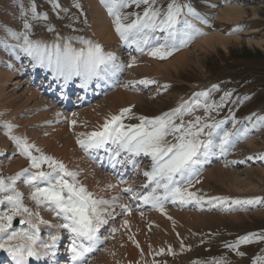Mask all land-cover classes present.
<instances>
[{
  "label": "rangeland",
  "instance_id": "rangeland-1",
  "mask_svg": "<svg viewBox=\"0 0 264 264\" xmlns=\"http://www.w3.org/2000/svg\"><path fill=\"white\" fill-rule=\"evenodd\" d=\"M170 2L171 0H156L155 7L164 10ZM176 2L187 5L182 9L180 19L194 26L188 30L192 33V38L183 46L180 45L178 38L176 50L161 60L149 56L147 52L136 55L134 46L122 44L114 31L112 18L101 0H0V72L10 73L13 69H23L24 73L20 81L8 77L3 85L0 83V154H4L0 158V176L5 178L13 176L28 167L27 159L19 153L9 138L6 124L12 125L11 135L26 137L30 144H34L45 154L57 160L62 159L69 165L76 156H70L67 161V157H60L54 152L56 147H61L69 137L71 138L69 147L76 150V155L82 156L80 154H83L82 148L76 143L77 134L97 130L106 117L117 114L121 108L131 107L133 118L125 119L124 122L130 125L133 122L139 123L135 117L159 116L185 102L194 106L199 100L201 106L193 107L191 114L183 117L185 121L193 120L195 117H201L202 122L207 123L223 120L225 123L221 127L224 131L242 134L240 138L233 137L234 143L228 147L226 154L221 155L219 149L214 148V154L207 156V160L202 161L197 167L198 173L192 177L189 191L196 192L203 200L199 204L191 202L188 208L180 207L179 202L172 203L163 212L149 211L148 217L146 212L142 213L143 215L136 212L125 215L123 219L128 221L127 225L122 219V223L118 221L107 230L105 237L108 244L105 245L103 252L93 258L92 264H104L107 261L109 264L121 261L125 264L131 260L144 262L143 264H213L214 261H222L223 264H254V261H258V264H264V238H254L249 243L237 244L241 237L249 233H257L259 237H264V121L259 119L264 117V0H176ZM230 2L242 6L246 11L245 16L230 22L217 19L219 10ZM77 4L79 7L74 6ZM145 7L143 4L139 8L132 5L122 11L142 14ZM189 8L196 15H192L188 11ZM253 10L258 14L255 18L252 15ZM100 18L106 20L114 38L106 40L105 35L98 33ZM133 18L129 16L126 22ZM25 22L30 25L28 30L23 27ZM178 27L185 28L183 24ZM195 30L202 34H195ZM215 30L223 36L230 37L224 49L215 44L212 48L202 46L201 49L193 50L194 43L199 37ZM25 31L30 40L34 36L60 41L71 38L72 44H77V38L80 37L86 40H89L91 35L97 37V40L104 43L103 46L115 55V63L119 66L105 79L109 84L108 88L95 92L97 95L92 98L88 96L85 104L83 103L79 109L59 111L53 106L46 110L41 109L43 103L47 105V97L42 95L38 97L42 93L39 91L32 101L26 103V97L31 91L34 92V85L43 71L40 64L39 68L33 71L35 59L22 57L20 53L23 37L21 35L17 39L16 36ZM246 31L251 33L247 34ZM155 35L163 38L164 33L157 32ZM36 41L48 44L40 38ZM255 41H260L261 44L257 45ZM187 50H190L187 60L182 63L176 62V65L167 64L180 52ZM133 60L135 63H132ZM129 64L132 66L129 67ZM44 76L48 79L50 73ZM144 79L153 80L155 83L147 85L129 83ZM213 85L217 87L213 88ZM94 87L95 85L92 87L93 91ZM44 90L48 89H42ZM118 91L123 93L119 96L113 95L112 98L116 96L115 100L108 108L99 105ZM202 92H208L209 95L207 97L195 95ZM226 93L230 95L226 96ZM205 103L219 106L206 113L203 107ZM35 105L36 109L33 108ZM87 109L91 110L92 116L89 115L91 118L88 119L83 114H80L83 117L79 115V111ZM94 115L98 117L92 120ZM98 118L102 120L95 121ZM72 120L76 123L70 126L69 122ZM245 129L248 131L245 132ZM58 132H61L60 137L53 140L51 145H47L44 138ZM167 139L172 140V137L169 136ZM201 139L206 137L202 136ZM214 142L219 144V137L214 136ZM92 150L95 149H90L87 153L98 161ZM110 154L113 155L111 152ZM127 155L126 153L122 157ZM83 157L81 163H75L78 164L75 165L77 173L79 171V178H83L82 181L88 190L97 194L96 189L89 186L90 182L93 179L100 187L104 177L107 178H105L107 182L110 174L100 171L95 162L90 159L84 160ZM150 159L148 156L144 157V163L141 165L145 168L144 171L150 166ZM102 162L101 160L99 165L104 169ZM86 165L88 168L84 179L85 176L81 177L80 171L81 167L86 169ZM142 172L138 171V174ZM94 173L102 178L99 182L96 176H93ZM139 177L145 179L142 175ZM136 180L134 184H137ZM16 187L24 194L25 205L36 210L28 198L31 189L23 183V178L16 182ZM118 192L122 196L120 201H126L127 197H124L122 191H118L117 188L116 193ZM213 197L221 198L223 203L215 201L209 203ZM235 200L258 202L252 203L251 207L242 208V203H232ZM132 206L135 207L134 204ZM6 209L7 205L4 210ZM41 210L49 214L44 216ZM39 212L43 219L51 215L54 221L61 222L44 208L39 209ZM230 244L236 247L226 246ZM114 245L116 246L113 248ZM169 248L172 249L171 254L168 252ZM107 252L110 257L103 260ZM135 254L136 259L133 257Z\"/></svg>",
  "mask_w": 264,
  "mask_h": 264
},
{
  "label": "snow or ice",
  "instance_id": "snow-or-ice-1",
  "mask_svg": "<svg viewBox=\"0 0 264 264\" xmlns=\"http://www.w3.org/2000/svg\"><path fill=\"white\" fill-rule=\"evenodd\" d=\"M101 3L112 18L114 31L121 43L128 47L134 46L137 52L143 53L147 50V54L153 58L166 59L176 50L178 38H180L181 46L186 45L192 38V33L188 30L193 29L194 26L180 19L182 9L187 5H180L176 0H171L164 10L155 7L156 0H101ZM141 4L146 5L142 14L122 11L132 5L139 8ZM74 6L79 7L78 4ZM32 11L35 15L34 7ZM188 11L196 15L191 8ZM129 16L134 18L126 22ZM180 24H183L185 28H179ZM23 27L28 30L30 25L25 22ZM157 32H163V38L155 35ZM195 34L202 33L195 30ZM21 35L23 43L20 47L24 53L33 57L41 66L47 64L65 81L73 76L80 77L83 87H86L93 79L108 78L119 67L115 63V55L112 52H105L100 43L92 40L77 38L81 45L77 48L71 43V38H65L62 43L45 44L30 40L27 31L17 35L16 38L19 39ZM132 63H135V60ZM128 66L131 67L132 64ZM129 83L147 85L155 81L144 79ZM216 87L213 85V88ZM195 95L207 97L209 93L202 92ZM200 106L199 100L194 106L185 102L159 116L135 117L139 123L132 125H126L123 122L125 119L133 118L131 107L121 108L117 114L106 117L97 130L78 133L76 143L86 153L90 149L103 148L108 144L115 145L113 149L115 154L110 156L113 165L134 163L133 158L141 154L150 157V169L143 172L148 183L143 187H151V190L142 194L135 192L131 187L122 190L124 193L131 194L133 199L139 200L142 204H150L161 212L167 200L173 203L179 202L182 205L193 201L199 204L203 197L189 191L192 186V177L198 173L197 165L202 163V158L214 154V148H218L221 155L226 154L228 147L234 143L233 137L242 136L240 132L224 131L221 127L225 123L223 120L207 123L202 122L201 117H195L189 121L183 119L186 114H191L193 107ZM218 106L214 103L203 105L206 113ZM178 119L179 123H177ZM259 119L264 121V117ZM75 123V120L69 122L70 126ZM233 123H235L234 120ZM5 127L19 153L27 159L28 167L21 169L13 176L6 178L0 176V206L7 205V209L0 212V249L7 251L15 264H29L30 259H42L41 249L44 250V255L55 257V250L60 240L59 230L63 229L70 237L67 250L72 264H84L87 254L94 251L100 242L98 232L107 222L105 219L107 209L117 200V197L105 199L89 191L77 179V172L69 170L62 161L45 154L34 144H30L26 137L11 135L12 125L6 124ZM169 136L172 140L167 139ZM202 136L206 139H201ZM214 136L219 137V144L214 142ZM122 152L128 155L122 161L117 160ZM21 178L23 183L31 189L28 198L33 202L36 210L25 205L24 194L17 190L16 182ZM121 183L124 181L122 180ZM213 201L223 203L219 197L211 198L209 203ZM256 202L258 201H232L233 204ZM122 207L125 212H131L128 205H122ZM41 208L50 211L61 222L52 224L44 220L39 212ZM16 217H20L19 224L26 227H14L13 221ZM127 223L128 221L125 220L124 224L127 225ZM41 225H47L58 231L54 234L49 233L48 240L45 241L41 239ZM254 238L264 237H259L257 233H249L241 237L237 244L249 243ZM226 246L236 247L231 244ZM181 247L183 248V243ZM168 252L171 254L172 249L169 248ZM237 254L244 255V253ZM213 264H223V262L214 261ZM254 264H258V261H254Z\"/></svg>",
  "mask_w": 264,
  "mask_h": 264
},
{
  "label": "bare ground",
  "instance_id": "bare-ground-1",
  "mask_svg": "<svg viewBox=\"0 0 264 264\" xmlns=\"http://www.w3.org/2000/svg\"><path fill=\"white\" fill-rule=\"evenodd\" d=\"M97 7V6H96ZM254 9V8H253ZM97 10H98V7H97ZM100 12V11H99ZM246 14V11L245 9L242 8V6L238 5L237 3H233V2H230V3H227L223 8H221L219 10V13L217 15V19L219 20H222V21H225V22H230L232 20H238V19H241L245 16ZM252 15H253V18H255L256 16H258V14L253 10L252 12ZM105 18V17H104ZM99 19L98 20V33L100 35H105V39L106 40H110L113 37V34L111 33V30L110 28L108 27V24L106 23V20L105 19ZM235 33V32H234ZM247 34H250L251 31H246ZM231 37H234L236 39H238L236 36H231ZM232 39V38H231ZM230 41V37H226V36H223L219 31L215 30L213 32H211L210 34H207V35H204L202 37H200L195 43H194V46H193V50H197V49H201L203 48L202 46H208L210 48L214 47L215 44H219L220 46L223 47V49L226 47V44ZM99 42V41H98ZM249 43L251 41H248ZM101 43V42H99ZM255 44L259 45L261 44L260 41H255ZM189 51L190 50H187V51H184V52H180V54H178L176 57H174V59L170 60L168 63H172V65H176V62L177 63H182L184 62L185 60H187V57L189 55ZM226 51V50H225ZM20 53L22 54V57H27V54L24 53L22 50L20 51ZM37 61L35 60L34 61V65H37ZM174 67V66H173ZM143 69H145L144 67H142ZM164 69V68H163ZM22 70L23 69H18V70H12L10 73L8 72H4V71H1L0 72V83L3 85L8 79V77H10L12 80H15L17 79V81H20V77L24 76L22 74ZM43 74L40 78V80H38L39 84H38V88H42V89H48V94L50 95H55L57 98H63V104H62V108H69V102L71 101V96L70 95L71 93H74L75 90H80V92H78L77 94H81L80 97L74 101L75 104V107H78L77 109H79V107H81L83 105V103L85 102V99H86V96H91L92 95V90H91V83H88V85L86 87H83L81 86V80L77 83L74 78H76L75 76H73L72 78H70L69 80L65 81V79L62 77V76H59L55 73V71L48 67L47 64L43 65ZM46 73H50V77L47 79L44 75ZM56 78H57V81H56ZM58 83H62V86H60ZM100 86V85H99ZM76 87V88H75ZM59 88L61 89L60 92H57L56 89ZM31 94L29 96L26 97V100L27 102L26 103H29V101H32V99H34V97L37 96V89L30 92ZM120 93H123L122 91H118L112 95H110L104 103H99V105L101 104L102 107H106L108 108L109 107V104H111V102H113L115 100L114 96L112 98L113 95H116L118 94V96L120 95ZM92 98V97H91ZM52 101V100H51ZM92 101V100H91ZM53 103V101H52ZM40 104V103H39ZM48 104H51L50 102H48ZM41 105V104H40ZM46 105V104H45ZM41 107V106H40ZM95 107V106H94ZM67 110V109H66ZM97 109H94V111H96ZM43 111V110H42ZM90 109H87V110H81L79 111V115L80 114H83V116L87 117L86 119L88 118H91V113H90ZM93 113V112H92ZM43 114V113H42ZM45 114V113H44ZM43 114V115H44ZM95 114V113H94ZM76 115V114H74ZM78 115V114H77ZM76 115V116H77ZM78 115V116H79ZM89 115L91 117H89ZM93 115V114H92ZM82 116V115H80ZM82 116V117H83ZM96 117L98 116H95L94 115V118L92 120H94ZM75 118V117H74ZM81 119V118H80ZM82 120V119H81ZM91 120V119H90ZM99 121V120H102L101 118H98L96 119L95 121ZM83 122V121H82ZM87 123V122H86ZM60 124V123H59ZM85 124V123H84ZM88 126V125H87ZM60 127V126H59ZM58 127V128H59ZM49 128V127H48ZM56 129V128H55ZM61 129V128H60ZM64 129V128H63ZM59 130V129H58ZM84 130V129H83ZM86 130V129H85ZM55 131V130H54ZM61 131V130H60ZM89 131V130H88ZM90 132V131H89ZM61 132H58V133H55L54 135L50 136V137H47L46 135V139L44 138V141L47 145H51V142H53V140L55 139H58L60 136ZM85 133H87L85 131ZM50 134V133H49ZM50 138V139H49ZM47 140V141H46ZM43 141V142H44ZM66 142H64L61 147H56V150L54 151L56 154H58L60 157H67L66 160L68 161L70 156H76L74 158L73 161L69 162V166H74L75 167V163H81L83 161L82 157L83 156H78V154L76 155V150H72L69 145H70V141H71V138L68 137L67 140H65ZM73 142V141H72ZM60 143V142H59ZM112 145V144H110ZM70 148V150H69ZM107 146L103 147V148H96L95 150H92V152H95V157L98 158V161L97 162H101V160L104 162H102L103 165V168L104 169H109V170H121V171H124L125 168H129L132 169L134 166H136V158L137 157H134V163H115V165H113V161L110 159V152L107 150ZM72 150V151H71ZM104 151V152H103ZM91 152V151H90ZM80 155V154H79ZM59 157V158H60ZM84 158V157H83ZM94 158V157H92ZM125 156L122 157H117V160H124ZM18 165V164H17ZM83 165V164H82ZM139 167V166H138ZM85 167H81V171H80V176L81 177H84L85 176ZM93 172V171H92ZM121 175L119 176V179L120 180H123L124 182H127L129 179H130V176L128 174V171L126 170V172L122 173V172H119ZM96 176L97 174L94 173L93 176ZM100 175V174H99ZM91 176V175H90ZM77 178H79V175L77 176ZM98 182L100 179V176H96ZM238 180H240V176L237 177ZM83 179V178H82ZM81 179V180H82ZM85 179V178H84ZM92 179V178H91ZM105 179V178H104ZM103 179V181H104ZM107 179V178H106ZM96 180V179H95ZM22 181V180H21ZM106 181V180H105ZM136 182V181H135ZM109 185H113L114 187H108ZM89 186L91 188H95L96 191H97V195L98 196H103L105 199H110L112 196H116L118 197L119 195L116 193L117 192V186H116V182L115 181H111L110 183L108 182L107 184H102L100 185V187L98 185H96V181H92L90 182ZM95 191V192H96ZM136 192V191H135ZM243 206L244 208L245 207H250L251 204H244L243 203ZM243 208V207H242ZM134 215V214H133ZM143 215V214H142ZM135 216V215H134ZM49 217V216H47ZM137 217V215H136ZM140 217V216H138ZM160 217V216H159ZM127 218V217H126ZM161 218V217H160ZM128 219V218H127ZM148 219V218H147ZM157 219V218H156ZM164 219V218H162ZM125 219H123L124 221ZM133 221V220H132ZM135 222V221H134ZM158 222V221H156ZM52 223V222H50ZM143 223V222H141ZM140 223V224H141ZM157 224V223H156ZM139 225V223H138ZM143 226V225H142ZM54 234V233H53ZM99 240L101 241L100 237H99ZM130 244V243H129ZM62 246H65V245H62ZM116 245L113 246V248L115 247ZM128 246V245H126ZM132 247V246H131ZM133 248V247H132ZM134 249V248H133ZM1 251H5L3 249H0ZM112 250V249H111ZM57 251V254L55 257H49L48 255H44V250L41 249V255H42V259L43 261L45 262H50V264H71L70 263V257L69 256H66V252H64L65 250H62V248H60L59 246V242L57 244V248L56 250ZM135 251V250H134ZM103 252V250H102ZM111 251H110V255H111ZM137 253V252H136ZM109 252L106 253V255L103 257V260H108L109 257ZM114 255V254H113ZM129 257V256H128ZM127 257V258H128ZM131 257V256H130ZM133 257L136 259V254L133 255ZM93 260V259H92ZM91 260V261H92ZM121 260V259H120ZM129 259H127L128 261ZM91 261H89V263H92ZM116 261V260H115ZM109 261H107L106 263L104 264H109L108 263ZM126 262V261H125ZM124 263L123 261L121 262H118L117 264H122ZM128 263V262H126ZM102 264V263H101Z\"/></svg>",
  "mask_w": 264,
  "mask_h": 264
},
{
  "label": "water",
  "instance_id": "water-1",
  "mask_svg": "<svg viewBox=\"0 0 264 264\" xmlns=\"http://www.w3.org/2000/svg\"><path fill=\"white\" fill-rule=\"evenodd\" d=\"M16 222V221H15Z\"/></svg>",
  "mask_w": 264,
  "mask_h": 264
}]
</instances>
